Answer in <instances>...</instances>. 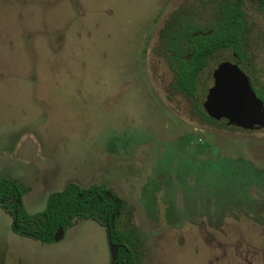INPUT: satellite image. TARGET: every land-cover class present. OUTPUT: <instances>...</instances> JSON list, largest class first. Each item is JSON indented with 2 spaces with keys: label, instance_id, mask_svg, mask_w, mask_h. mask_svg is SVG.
<instances>
[{
  "label": "rangeland",
  "instance_id": "1",
  "mask_svg": "<svg viewBox=\"0 0 264 264\" xmlns=\"http://www.w3.org/2000/svg\"><path fill=\"white\" fill-rule=\"evenodd\" d=\"M201 5L0 0V177L21 185L28 213L69 182L102 184L124 202L136 264H264V128L203 122L169 94L173 75L156 51L171 13L194 6L205 23ZM251 6L244 65L264 93V15ZM224 58L200 74V100ZM11 225L0 207V264H114L95 220L51 243Z\"/></svg>",
  "mask_w": 264,
  "mask_h": 264
},
{
  "label": "trees",
  "instance_id": "2",
  "mask_svg": "<svg viewBox=\"0 0 264 264\" xmlns=\"http://www.w3.org/2000/svg\"><path fill=\"white\" fill-rule=\"evenodd\" d=\"M245 1L201 0V4L215 5L205 23L199 20L203 17L202 10L178 9L159 32L156 51L173 75L169 93L184 96L190 102L193 114L203 122L218 127L224 126L209 117L201 106L199 76L220 51L229 50L239 60L247 56L245 39L249 28L244 22L245 11L242 7ZM259 1L264 3V0ZM253 88L264 102V93ZM120 204L121 199L104 186L82 187L69 182L62 190L49 194L44 210L29 214L21 201L19 185L9 178H0V207L13 217L12 230L43 243L54 242L53 236L59 226L66 231L79 219H92L105 225L106 217L110 220L111 213ZM110 234L113 244H123L118 249L116 261L126 259L131 264V251L124 246V241L132 243L130 237L121 232L117 225L110 229Z\"/></svg>",
  "mask_w": 264,
  "mask_h": 264
},
{
  "label": "water",
  "instance_id": "3",
  "mask_svg": "<svg viewBox=\"0 0 264 264\" xmlns=\"http://www.w3.org/2000/svg\"><path fill=\"white\" fill-rule=\"evenodd\" d=\"M213 86L203 101L206 114L223 126H234L245 131L264 128V102L257 97L249 78L236 63L222 61L213 70ZM65 231L59 226L54 241H60ZM107 242L112 261L116 260L118 245Z\"/></svg>",
  "mask_w": 264,
  "mask_h": 264
},
{
  "label": "flooded vegetation",
  "instance_id": "4",
  "mask_svg": "<svg viewBox=\"0 0 264 264\" xmlns=\"http://www.w3.org/2000/svg\"><path fill=\"white\" fill-rule=\"evenodd\" d=\"M246 3H250L252 6H251V10H254V11H256V12H258V14H260V13H262L263 15H264V3H261V1H259V0H255V1H253V0H246L245 2H243V4H242V7H243V9H244V11H245V18H244V22H245V24L248 26V28H249V33H248V36H249V34H250V31H251V26H250V22L248 21V19H247V10L248 9H246ZM206 5V4H205ZM204 4H202L201 5V7L202 6H205ZM207 5H209V9H210V11H212L214 8H215V5H213V4H207ZM190 8H194V9H199V8H197V7H194V6H188V7H180L179 9H182L183 11H188ZM178 10V9H177ZM200 10V9H199ZM176 11V10H175ZM175 11H173V12H175ZM203 11H205V10H203ZM173 12L171 13V15H173ZM171 15L169 16V17H171ZM168 17V18H169ZM168 20V19H167ZM167 20L165 21V23L167 22ZM164 23V24H165ZM164 24L162 25V27L164 26ZM161 27V28H162ZM161 28H160V30H161ZM160 32V31H159ZM248 36L246 37V39H245V43H246V48L248 49V46H247V40H248ZM158 39H159V34H158ZM157 44H158V42H157ZM224 51H227V52H229L230 54H231V57L232 58H224V59H222V60H220L217 64H216V66L219 64V63H221L222 61H230V62H233V63H236L238 66H239V68L247 75V77L249 78V81H250V84H251V86H252V88L253 87H256V85H255V80H253L252 79V77L250 76V74H249V71L246 69V65H244V63L247 61V56L245 57V58H243L242 60H239L238 59V57H237V55L235 54V53H232V52H230L229 50H224ZM221 52H223V51H220L219 53H221ZM218 53V54H219ZM217 54V55H218ZM216 55V56H217ZM216 56L214 57V58H212L211 60H213V59H215L216 58ZM210 60V61H211ZM168 66V65H167ZM209 66V65H208ZM169 68V67H168ZM214 70V69H213ZM213 70H212V72H211V77H212V73H213ZM212 81H213V77H212ZM212 86H213V83H212ZM209 88V87H208ZM212 87H210L208 90H207V92H206V94H205V97L207 96V94L209 93V91H210V89H211ZM257 88V87H256ZM253 90H254V88H253ZM257 90H258V88H257ZM255 91V90H254ZM168 92H169V88H168ZM258 92H259V90H258ZM255 93H256V91H255ZM170 94V93H169ZM170 95H173V94H170ZM256 95H257V93H256ZM205 97H204V99H205ZM257 97L258 98H260L258 95H257ZM204 99L203 100H201V106H202V104H203V101H204ZM261 99V98H260ZM262 100V99H261ZM202 108H203V106H202ZM203 110H204V108H203ZM205 111V110H204ZM237 128V127H236ZM239 129V128H238ZM242 130V129H241ZM245 131V130H244ZM253 131V130H252ZM44 157V156H43ZM45 158V157H44ZM1 178V177H0ZM6 178H8V177H6ZM9 179H11V180H13L12 178H9ZM13 181H15L18 185H19V187H20V196H21V201H22V187H21V185L16 181V180H13ZM75 183V182H74ZM32 185L33 184H30L26 189H28V190H31L33 187H32ZM92 185H100V186H104V185H102V184H92ZM89 186H91V185H89ZM88 186V187H89ZM105 188H107V189H109L108 187H106V186H104ZM110 191H112L111 189H109ZM113 192V191H112ZM114 193V192H113ZM115 194V193H114ZM116 195V194H115ZM118 198H120L121 199V204H120V207L119 208H117L116 210H115V212H113V213H111V215H110V220H108V218L106 217V224L104 225L105 226V229H106V236H107V232H108V230H109V232H110V229L111 228H113V227H115L116 225L119 227V229L121 230V232H123L124 234H127L129 237H130V239H131V241H132V243H129V242H126V241H124V246H125V248H126V250H129V251H131V256H132V262H131V264H136V262H135V253H136V241H135V238H134V235H132L130 232H125L124 231V229H123V223H122V212H123V208H124V202H123V200H122V198L121 197H119L118 195H116ZM22 203H23V201H22ZM24 205V204H23ZM46 206V205H45ZM25 207V206H24ZM25 209H26V207H25ZM3 210V209H2ZM44 210V209H43ZM26 211H27V209H26ZM41 212V211H40ZM27 213H28V211H27ZM9 214V213H8ZM29 214H31V213H29ZM11 215V214H10ZM14 224V221H13V217H12V225ZM12 225H11V228H12ZM13 231V230H12ZM66 232V231H65ZM65 235V234H64ZM110 236H111V234H110ZM114 245H118V249H119V247H121L123 244H121V243H117V244H114ZM117 253H118V250H117ZM116 259H117V256H116ZM114 264H129L128 262H127V260L125 259L124 261H116L115 260V262H113Z\"/></svg>",
  "mask_w": 264,
  "mask_h": 264
}]
</instances>
